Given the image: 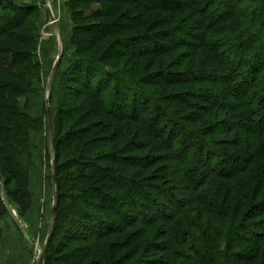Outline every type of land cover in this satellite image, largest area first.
Masks as SVG:
<instances>
[{"label": "trees", "instance_id": "16d2710c", "mask_svg": "<svg viewBox=\"0 0 264 264\" xmlns=\"http://www.w3.org/2000/svg\"><path fill=\"white\" fill-rule=\"evenodd\" d=\"M69 5L45 264H264V0ZM40 19L38 5L0 0V220L34 205Z\"/></svg>", "mask_w": 264, "mask_h": 264}, {"label": "rangeland", "instance_id": "374dc122", "mask_svg": "<svg viewBox=\"0 0 264 264\" xmlns=\"http://www.w3.org/2000/svg\"><path fill=\"white\" fill-rule=\"evenodd\" d=\"M13 1L21 5L33 4L41 7V19L37 25L35 34L36 55L41 69L39 78L35 82L34 92L30 97V113L37 122L36 130L31 135V142L34 146L35 155L34 166L31 169V192L34 197V205L33 209L25 216L21 215L20 210L16 206L10 205V215L0 220V264H36L40 252L44 249L47 241L54 203L53 166L52 158L48 155V150L51 152V149L48 140L47 88L60 52L59 36L55 25L58 26L62 37L64 59L62 58L61 67L58 70L59 73H62L67 70L74 60V49L70 47V38L74 24L69 0ZM256 33L259 36V31ZM61 91L60 76L57 72L49 94L54 131ZM138 92L140 93V91ZM51 94H53L54 98L52 102ZM170 112L173 113L172 109ZM174 118L178 123H183L181 118L177 116H174ZM215 118L216 117L213 119ZM196 130L198 131L199 129ZM190 142L193 150H196L198 148L196 141L193 139ZM218 160H220V158ZM174 167L176 168L175 165ZM170 172L173 176L170 177L168 183L172 184L173 187L177 188L183 193V196H185L186 190H189L190 187L181 182V177H179V173L176 169L173 171L171 168ZM246 177L248 176L244 175L243 178L245 179L242 178L243 184ZM240 178L241 177H238L231 185L234 189L233 195L235 198L237 197L238 191L242 194L244 192L240 190ZM226 189L227 187H225V190ZM220 191H222V185L219 187L214 185L211 190L212 193H208L211 202H216L215 195ZM195 213H197L195 209L192 211L187 209L179 219L186 224L191 218H196ZM204 218H207V216ZM253 222L254 221L248 222V226H252L249 224ZM158 229L159 226L154 230L155 233ZM125 238V236H122L115 238V240L120 242L124 241ZM162 241L168 245L172 240L166 238Z\"/></svg>", "mask_w": 264, "mask_h": 264}, {"label": "water", "instance_id": "95a60500", "mask_svg": "<svg viewBox=\"0 0 264 264\" xmlns=\"http://www.w3.org/2000/svg\"><path fill=\"white\" fill-rule=\"evenodd\" d=\"M55 26H56V29H57V32H58V36H59L60 52H59V56H58L57 62H56L55 66H54V69L52 71V74H51V77H50V80H49V84H48V88H47L48 140H49L50 149H51V158H52V166H53L54 203H53V208H52V212H51L50 227H49L47 241H46L44 249L40 252V256H39L36 264H45V262H46L47 254H48V250H49V245H50L51 238H52V235H53L55 218H56V214H57V204H58L57 184H56V177H55L54 128H53V117H52L51 107H50V102H49V94H50L51 86H52V84H53V82H54V80L56 78L58 69L60 67V64H61V61H62V58H63V50H62V37H61V34H60V30H59L57 25H55Z\"/></svg>", "mask_w": 264, "mask_h": 264}]
</instances>
